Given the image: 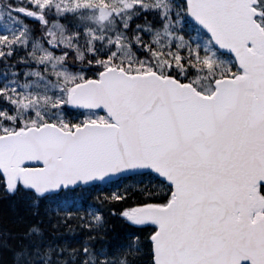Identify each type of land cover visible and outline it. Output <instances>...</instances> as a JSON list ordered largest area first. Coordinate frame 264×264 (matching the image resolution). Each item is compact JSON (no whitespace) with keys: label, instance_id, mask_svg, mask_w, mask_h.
<instances>
[{"label":"snow or ice","instance_id":"obj_1","mask_svg":"<svg viewBox=\"0 0 264 264\" xmlns=\"http://www.w3.org/2000/svg\"><path fill=\"white\" fill-rule=\"evenodd\" d=\"M0 191V264H264V0H0Z\"/></svg>","mask_w":264,"mask_h":264},{"label":"trees","instance_id":"obj_2","mask_svg":"<svg viewBox=\"0 0 264 264\" xmlns=\"http://www.w3.org/2000/svg\"><path fill=\"white\" fill-rule=\"evenodd\" d=\"M73 115H79L77 113H72ZM127 179H134V177H128ZM124 181H116L115 183H120ZM114 184H103V185H93L89 189L86 190L84 194V198L81 202L88 204L91 203L96 205V201L93 199L98 193H105L111 191ZM80 190L77 189L72 193H69L68 196L70 198H75L80 196ZM22 199L21 193H16L15 195H8L3 191H0V223H10L12 219V215L14 212L13 205H15L16 209L20 207V201ZM56 214L55 212L51 213V220H55ZM31 219H37L36 217H32ZM51 220L48 216H44L43 221L41 223V227L45 229L46 233L53 231L51 228ZM113 231L119 232L121 228L118 224L114 225ZM0 260L7 262L9 260V256L6 253H0Z\"/></svg>","mask_w":264,"mask_h":264}]
</instances>
